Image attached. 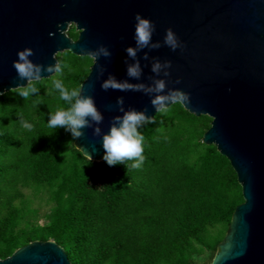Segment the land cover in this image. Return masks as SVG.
<instances>
[{
    "label": "water",
    "instance_id": "1",
    "mask_svg": "<svg viewBox=\"0 0 264 264\" xmlns=\"http://www.w3.org/2000/svg\"><path fill=\"white\" fill-rule=\"evenodd\" d=\"M65 50L93 60L73 141L92 161L173 102L211 118L201 141L243 196L211 264H264V0H0V94L52 75ZM0 264L70 262L48 239Z\"/></svg>",
    "mask_w": 264,
    "mask_h": 264
},
{
    "label": "trees",
    "instance_id": "2",
    "mask_svg": "<svg viewBox=\"0 0 264 264\" xmlns=\"http://www.w3.org/2000/svg\"><path fill=\"white\" fill-rule=\"evenodd\" d=\"M92 62L65 50L52 75L0 94V258L48 239L70 264H194L193 254L215 255L243 196L229 160L201 141L211 118L173 102L92 161L73 145L74 102ZM27 191L48 194L47 223L26 226Z\"/></svg>",
    "mask_w": 264,
    "mask_h": 264
},
{
    "label": "rangeland",
    "instance_id": "3",
    "mask_svg": "<svg viewBox=\"0 0 264 264\" xmlns=\"http://www.w3.org/2000/svg\"><path fill=\"white\" fill-rule=\"evenodd\" d=\"M71 28L75 29V25L70 24L68 26L66 34L68 33V30ZM27 193H28V195L32 196V202H31L32 210L26 217V221L28 223V225H26V226L29 227V226H33V225L47 223L48 222V214L50 212V207L52 206V203L48 199V194L44 191H42L38 194H35V195L31 191H27ZM213 255H214V253H212L211 251L204 250L200 254H193L192 255L193 262H194V264H211V260H212Z\"/></svg>",
    "mask_w": 264,
    "mask_h": 264
}]
</instances>
